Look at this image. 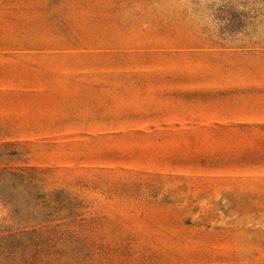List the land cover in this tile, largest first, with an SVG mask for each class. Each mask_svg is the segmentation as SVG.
<instances>
[{"label": "rangeland", "instance_id": "1", "mask_svg": "<svg viewBox=\"0 0 264 264\" xmlns=\"http://www.w3.org/2000/svg\"><path fill=\"white\" fill-rule=\"evenodd\" d=\"M0 264H264V0H0Z\"/></svg>", "mask_w": 264, "mask_h": 264}]
</instances>
